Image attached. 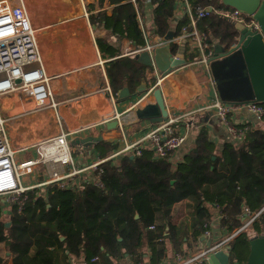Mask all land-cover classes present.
<instances>
[{"label":"trees","instance_id":"trees-1","mask_svg":"<svg viewBox=\"0 0 264 264\" xmlns=\"http://www.w3.org/2000/svg\"><path fill=\"white\" fill-rule=\"evenodd\" d=\"M104 1L99 0L101 6ZM176 1L137 0L136 6L131 0H110L111 15L101 10L90 18L109 35L143 46L146 39L139 15L145 19L151 10L152 34L163 37L174 21ZM194 4L229 7L222 0H195ZM187 23V17L177 22V35ZM198 24L208 35L210 48L218 42L229 50L237 42L233 21L223 16L212 14ZM97 43L103 58L114 57L105 68L115 94L125 86L131 93L144 83L149 87L151 66L135 55L115 58L107 37H98ZM171 50L177 53V45ZM198 56L190 54L191 59ZM261 123L249 127L242 142L228 141L222 147L202 128L176 167L169 158L158 159L145 149L133 158L123 154L115 162L102 163L104 187L85 183L74 189L49 186L46 193L33 189L21 196L22 204L11 203L10 213L0 203V243L15 254L12 264H72V258L93 256H99L102 264H118L126 256L137 264L145 254L152 264H159L167 255L166 240L177 249L185 242H198L213 221L214 209L221 215L219 225L227 227L230 235L243 225L245 208L258 212L264 205V116ZM102 143L106 151L111 150L108 143ZM184 200L190 202L192 219L178 228L172 208ZM152 224L155 229L149 228ZM242 234L236 249H243L246 259L230 251L233 263L244 264L250 253L251 237ZM0 264H5L1 256Z\"/></svg>","mask_w":264,"mask_h":264},{"label":"crops","instance_id":"crops-1","mask_svg":"<svg viewBox=\"0 0 264 264\" xmlns=\"http://www.w3.org/2000/svg\"><path fill=\"white\" fill-rule=\"evenodd\" d=\"M7 1L13 5L20 4V0ZM47 1L23 0V3L30 12L33 25L37 30L47 72L53 77L51 86L55 99L59 102L58 109L62 115L64 127L73 132L69 136V142L73 148L77 166L88 165L108 158L127 144L139 141L152 130L158 123H153L148 119H139L136 109L155 102L153 92L156 87H161L170 114L190 113L186 118L187 121L191 122L190 127L187 128L184 122L179 124L180 131L186 135V141L170 158L182 160L193 147L195 138L202 128H207L211 139L219 147H222L225 142L231 141L228 127L216 109L207 108L219 98V93L212 74L211 64H209L210 73L205 64L191 63L195 59H191L190 54L197 52L192 40H187L181 44L176 42L170 44L171 48L172 45L178 47L177 53H173L174 56L180 53L185 55V65L177 67L165 76L159 69L151 66L152 69L147 72L149 86L147 90L139 96H132L120 102L118 101L119 93L113 92L105 68V63L114 57L111 59L102 57L97 38L107 37L116 56L117 52L120 51L132 52L136 45L128 38L119 39L115 35H109L103 26L93 25L90 18L92 13L101 10L111 15L113 5H111L110 0H105L103 6L100 5L99 0H82L83 6L80 10L76 8L74 1L54 0L50 2L49 0L50 4ZM90 5H94L92 11L89 9ZM149 13L143 19L148 33L147 39L151 41L158 36L152 34L153 19ZM174 17L172 25H177L175 21L179 22L186 16L175 9ZM215 45L221 44L213 43L211 47L213 53L217 51L214 49ZM126 56L133 55L128 54ZM158 80L160 83L157 84ZM107 87L111 88V92ZM152 87L155 88L152 94L143 100L145 103L142 104L143 101L138 102L140 97ZM45 109L37 107L36 110L34 101L22 92L0 95V116L9 119L7 136L15 151L17 163L36 158L37 152L34 145L60 132L55 110L52 108ZM229 117L231 122L235 124L247 123L250 127L263 126L260 117L248 109L237 108V105L234 106ZM113 120H117L119 124L116 127H109V123ZM89 135L103 137L101 141L95 143L93 153L91 148L87 149L78 144L72 145L71 142L78 137L82 138ZM102 142L108 143L111 150L106 151ZM78 152H80L79 155ZM21 153L23 156L18 157L17 155ZM36 172H42L45 179L51 174V170L45 165H38L33 173ZM91 173L89 171L77 176L78 184L87 183V177ZM44 180L31 184L23 183L36 185ZM47 189L48 187H41L38 191L39 193H46ZM187 203L189 201L184 200L176 203L172 208L173 224L178 228L184 225L186 227L192 219L191 212L190 216L187 214L188 211L185 207ZM4 207V212L10 213L11 206L9 203L4 204ZM177 210H184V215L176 221L175 211ZM213 213V220L218 223V210L214 209ZM187 215L188 217H186ZM156 224L160 225L158 222ZM215 226V228L219 227L217 224ZM195 243H199L204 248L208 245L209 240L201 236L198 242H185L179 249L175 248L170 240H166L167 255L163 263L176 264L174 253L180 249L185 250L186 255L196 254L191 250ZM3 244L5 245L3 242L0 243V249ZM10 254L12 253L10 252ZM0 256L2 257L1 253ZM149 256V254H145L144 258ZM99 264H102L101 260ZM118 264L135 263L126 256Z\"/></svg>","mask_w":264,"mask_h":264},{"label":"built area","instance_id":"built-area-1","mask_svg":"<svg viewBox=\"0 0 264 264\" xmlns=\"http://www.w3.org/2000/svg\"><path fill=\"white\" fill-rule=\"evenodd\" d=\"M137 6V0H131ZM195 0H177L175 9L188 18V23L183 25L181 32L171 41H167L164 37L158 36L154 40L147 39V30L144 19L139 15V21L146 38V44L143 46L136 45L130 53L117 52L116 57L126 55H135L142 51H149L153 55L156 47L166 43L176 42L184 43L192 40L199 54L198 58L191 62L205 64L208 71L210 57L213 51L208 43V35L199 29V21L212 14L223 16L231 21L234 25L243 24L255 31H261L259 23L252 15L246 14L236 8L218 7L216 5L194 4ZM151 3V0H146ZM177 23V21H175ZM236 44V43H235ZM234 44V45H235ZM176 56V55H175ZM157 69V67L154 65ZM211 73V72H210ZM51 77L46 69L42 50L38 41L37 30L33 25L31 14L27 7L20 0V4L13 5L7 0H0V95L11 92H22L31 98L38 108H52L56 112L57 123L60 126V132L40 143L34 145L37 157L16 162L15 151L7 136V122L9 119L0 116V203L8 204L18 202L22 204L21 196L33 189L41 187L56 186L59 188L74 189L81 187L78 184L77 176L85 172L91 171V175L87 177V183L104 187L102 181L103 169L101 164L108 161H116L123 154L142 155L143 151L149 148L154 156L158 159L169 158L176 167L182 160H174L170 158L179 150L186 141V135L180 131L181 122L188 128L189 121L186 120L190 113L177 112L170 114L169 117L156 124L142 139L135 143L127 144L123 149L113 153L105 159H101L94 163L84 166H77L74 160L73 148L69 142V136L73 133L67 130L63 124V118L59 112V102L55 99V95L51 86ZM20 79V82H18ZM160 83L158 80L157 84ZM155 87H152L140 97L138 102H142L146 97L152 94ZM109 92L111 88L107 87ZM154 95V92H153ZM138 104V103H137ZM209 107L216 109L218 115L227 125L233 143H240L244 140L249 125L247 123L235 124L231 122L229 114L234 106L227 105L220 97ZM236 107V106H235ZM237 108H245L257 117L264 116V102H247L237 105ZM38 165L48 166L51 170L50 176L43 182L36 185H25L23 176L31 175ZM264 214V205L258 212H253L249 208L244 209L242 217L243 225L232 234H228L227 227H221L218 216V223L214 220L205 226L203 237L209 240L207 246L196 254L186 255L185 250L175 251L174 258L176 264H210V255L225 251L229 247L230 241L234 236L244 232L246 228L258 221V217ZM248 221L246 222V220ZM217 224L220 227L219 236L214 232ZM150 229H155L156 224H152ZM216 234V235H215ZM101 258L93 256L91 258L71 259L72 264H99ZM137 264H152L150 256L145 257ZM159 264H164L163 261Z\"/></svg>","mask_w":264,"mask_h":264},{"label":"water","instance_id":"water-1","mask_svg":"<svg viewBox=\"0 0 264 264\" xmlns=\"http://www.w3.org/2000/svg\"><path fill=\"white\" fill-rule=\"evenodd\" d=\"M222 2L226 6L252 15L259 23L261 31L237 24L235 30L239 36L236 44L229 50L224 48L217 50L210 57L211 70L219 97L230 106L254 101L264 102V0H222ZM176 33L177 25H171L164 38L171 41L175 38ZM135 56L145 65H155L164 76L186 64L185 55L180 53L174 56L169 43L156 47L153 55L146 50L136 53ZM145 90H147L145 83L135 93H131L129 87L125 86L119 92L118 101L139 96ZM154 97L155 102L137 108L136 114L139 119L160 123L169 117V110L161 87L155 88ZM118 124L117 120H113L109 123V127H116ZM102 139V136L89 135L78 137L71 143L72 145H82L87 149L91 148L93 153L95 143ZM131 157L133 158L134 155ZM10 224L8 222L6 226H10ZM214 232L217 233L216 237H220V227L214 228ZM209 262L210 264H240L231 261L229 250L211 254ZM244 264H264V232L251 237L250 253Z\"/></svg>","mask_w":264,"mask_h":264},{"label":"rangeland","instance_id":"rangeland-1","mask_svg":"<svg viewBox=\"0 0 264 264\" xmlns=\"http://www.w3.org/2000/svg\"><path fill=\"white\" fill-rule=\"evenodd\" d=\"M74 5L76 6L77 9L80 10L82 8V6H83L82 0H74ZM214 49L220 50V49H222V46L221 45H215ZM154 98H152V99H154ZM154 101H155V99H154ZM120 102H123V100L120 101ZM144 103H145V101L142 102V104H144ZM35 108L37 110L36 105H35ZM79 153L80 152H78V155H79ZM17 156L18 157H22L23 153L18 154ZM22 179H23V182L25 184H31L32 182L36 183V182H38L40 180L41 181L44 180L45 176H44V174L42 172H36V173L31 174V175H25V176H23ZM189 203H187V205L185 204V207H186V210L188 211V213L187 212L186 213L190 216L191 208H190ZM175 215H176L175 218H176V221H177V219L181 218V216L184 215V210L175 211ZM188 215L186 217H188ZM247 221H248V219L246 220V222ZM260 228H261V230H260ZM263 232H264V214L259 216L258 217V221L253 223L252 225H250L248 228H246L243 233H247V235L249 237H252V236H255V234H260V233H263ZM240 235H243L242 232L240 234L234 236V239L232 241H230L229 247L226 250L227 251L229 250L231 252L232 251H236L237 254H240L244 259H246V253H244L245 251L243 249H240V250L237 251V249H236L237 245H239V241L241 240V239H239V240L237 239L238 237H240ZM191 250L194 251L195 253H198V252H200L202 250V246L199 243H195L194 247H192ZM0 253H1L2 257L5 259V263L6 264H10L14 254L13 253L9 254V251L7 250L6 245L3 244V246L0 249Z\"/></svg>","mask_w":264,"mask_h":264}]
</instances>
